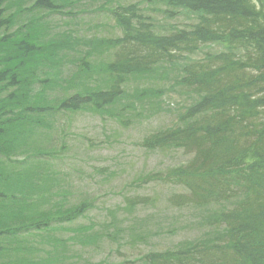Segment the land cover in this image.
Returning <instances> with one entry per match:
<instances>
[{
	"label": "trees",
	"instance_id": "obj_1",
	"mask_svg": "<svg viewBox=\"0 0 264 264\" xmlns=\"http://www.w3.org/2000/svg\"><path fill=\"white\" fill-rule=\"evenodd\" d=\"M120 1L108 9L120 32L109 41L114 51L105 66L108 85L77 87L71 78L50 96L45 92L55 83L37 73L51 63L50 49L28 34L7 35L12 20L0 0V264H79L75 247L92 244L98 233L91 224L76 223L89 201L72 196L49 169L60 149L44 130L52 129L55 112L102 109L121 95L128 76L182 61L208 44L219 50L180 69L179 87L193 101L176 123L141 141L148 150L180 149L188 158L140 181L175 187L167 198L172 207L211 208L210 233L147 251L139 260L264 264V0H162L196 16L165 33L154 31L137 4ZM38 4L53 8L50 0ZM146 201L126 198L129 208Z\"/></svg>",
	"mask_w": 264,
	"mask_h": 264
},
{
	"label": "rangeland",
	"instance_id": "obj_2",
	"mask_svg": "<svg viewBox=\"0 0 264 264\" xmlns=\"http://www.w3.org/2000/svg\"><path fill=\"white\" fill-rule=\"evenodd\" d=\"M112 1L50 0L53 8L48 9L43 6L46 3L36 6V0H6L5 15L12 20L7 35L28 34L37 45L50 49L51 63L37 72L41 81L55 83L54 90L45 94L57 95L71 78L77 87L105 89L108 85L105 66L114 51L109 41L120 34L108 11ZM129 2L149 17L157 33L196 18L184 9L168 8L162 0L120 1ZM217 50L219 45H204L182 61L128 76L121 95L102 109L87 106L55 112L52 129L44 130L53 137V147L60 149L49 169L57 172L72 196L89 201L76 223L91 224L98 232L92 244L75 247L79 264H143L139 257L147 251L171 249L210 233L211 208L172 207L167 198L175 187L140 181L185 162L188 156L180 149L148 150L141 141L148 133L176 123L193 101L179 87L181 66ZM33 88L38 90L36 84ZM37 139L45 142L44 135ZM134 196L147 201L129 208L126 198Z\"/></svg>",
	"mask_w": 264,
	"mask_h": 264
}]
</instances>
